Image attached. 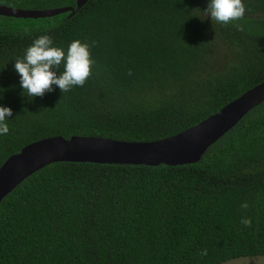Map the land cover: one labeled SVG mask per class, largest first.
Returning <instances> with one entry per match:
<instances>
[{"label":"trees","instance_id":"trees-1","mask_svg":"<svg viewBox=\"0 0 264 264\" xmlns=\"http://www.w3.org/2000/svg\"><path fill=\"white\" fill-rule=\"evenodd\" d=\"M50 17L0 14V104L13 109L0 167L56 135L154 141L264 82V0L228 25L207 0H0ZM236 25H243V31ZM42 34L92 45L83 86L21 95L15 59ZM247 205L244 207L243 205ZM250 219L251 224L242 223ZM264 253V101L195 163L57 161L0 205V264H216Z\"/></svg>","mask_w":264,"mask_h":264},{"label":"water","instance_id":"water-1","mask_svg":"<svg viewBox=\"0 0 264 264\" xmlns=\"http://www.w3.org/2000/svg\"><path fill=\"white\" fill-rule=\"evenodd\" d=\"M88 0H78L81 8ZM75 7L23 9L0 4V14L12 17H50ZM264 101V82L226 104L200 123L154 141H130L94 135H56L32 142L0 167V205L25 179L57 161L169 165L195 163L206 150ZM216 264H264V253L235 256Z\"/></svg>","mask_w":264,"mask_h":264},{"label":"clouds","instance_id":"clouds-1","mask_svg":"<svg viewBox=\"0 0 264 264\" xmlns=\"http://www.w3.org/2000/svg\"><path fill=\"white\" fill-rule=\"evenodd\" d=\"M205 18L212 24L216 22L228 25L241 20L246 14L245 0H207V7L201 9ZM243 31V25H236ZM92 45L80 39L72 40L67 48L56 46L52 37L42 34L36 37L24 50L22 58L15 59L14 69L19 76L21 95L34 99L46 92L59 88L62 93L76 86H83L92 72L94 60L91 53ZM5 88L0 86V100ZM13 109L0 104V136L10 131L9 121L12 120ZM247 207V205H243ZM242 223L251 224L250 219H243Z\"/></svg>","mask_w":264,"mask_h":264}]
</instances>
